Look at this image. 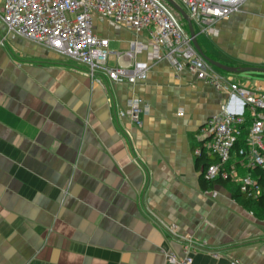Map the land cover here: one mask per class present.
Wrapping results in <instances>:
<instances>
[{"label":"crops","instance_id":"crops-1","mask_svg":"<svg viewBox=\"0 0 264 264\" xmlns=\"http://www.w3.org/2000/svg\"><path fill=\"white\" fill-rule=\"evenodd\" d=\"M193 25L213 60L264 69V0H245L214 34ZM94 29L109 39L110 67L129 63L115 53L149 39L98 17ZM149 64L135 84L91 76L81 62L14 38L0 18V264H170L166 253L184 255L188 238L193 264H264V219L229 186L204 190L196 154L207 123L225 109L238 114L242 100L167 59ZM213 68L264 92L262 71ZM134 98L142 127L119 116Z\"/></svg>","mask_w":264,"mask_h":264},{"label":"built area","instance_id":"built-area-1","mask_svg":"<svg viewBox=\"0 0 264 264\" xmlns=\"http://www.w3.org/2000/svg\"><path fill=\"white\" fill-rule=\"evenodd\" d=\"M175 1L188 12L193 24L214 34V25L240 11L245 0ZM95 17L108 20L116 28L137 33L147 31L148 43L133 42L130 51L115 53L119 61L127 59L129 63L110 67L108 61L113 54L109 50V39L95 32ZM179 17L165 0H0V18L14 38L81 62L91 76L104 73L114 83L135 84L146 79L149 61L167 59L177 72L189 71L198 80L240 98L244 105L241 112L236 114L225 109L220 118L207 123V140L196 154L216 158L205 170L207 180H228L236 183L241 192L258 197L261 188L257 179L249 173L240 174L239 168L247 171L259 168L264 172V92L254 91L217 73L198 53L188 27L183 26ZM148 48H152L148 60L138 61L137 55ZM141 102L139 98L130 100L125 109H120L119 116L142 127ZM244 107L251 110L250 125H247ZM213 196H217V192H213ZM177 229L176 224L170 227L171 232ZM187 241L184 255L166 253L168 263L193 264V242L190 238Z\"/></svg>","mask_w":264,"mask_h":264},{"label":"trees","instance_id":"trees-1","mask_svg":"<svg viewBox=\"0 0 264 264\" xmlns=\"http://www.w3.org/2000/svg\"><path fill=\"white\" fill-rule=\"evenodd\" d=\"M215 161V157L209 156L205 153L199 156V163L205 165L204 170ZM247 173L254 176L258 181L259 187L261 188V193L258 197H255L253 194L241 192L239 186L232 185L228 180H207L205 178V173L201 175L200 181L203 189L206 191L214 188L216 185L229 186L233 191V196L244 208L251 211L257 218L264 219V172L259 168H255L248 170Z\"/></svg>","mask_w":264,"mask_h":264},{"label":"water","instance_id":"water-1","mask_svg":"<svg viewBox=\"0 0 264 264\" xmlns=\"http://www.w3.org/2000/svg\"><path fill=\"white\" fill-rule=\"evenodd\" d=\"M165 1H167L187 22L188 29H189L194 47L196 48L198 53L202 56V58L204 60H206L209 64H211L212 66H214L217 69H219L223 72H226V73H238V72L251 71V70L264 72V69H259V68H236V67L227 66V65L220 63L216 60H213L212 58L207 56L203 52V50L201 49V47L198 43V40H197L198 34L196 33V31L194 29L193 22L189 16L188 12L175 0H165Z\"/></svg>","mask_w":264,"mask_h":264},{"label":"rangeland","instance_id":"rangeland-1","mask_svg":"<svg viewBox=\"0 0 264 264\" xmlns=\"http://www.w3.org/2000/svg\"><path fill=\"white\" fill-rule=\"evenodd\" d=\"M179 19H180L181 23L183 24V26L188 27L187 22L184 20V18L181 15H180Z\"/></svg>","mask_w":264,"mask_h":264}]
</instances>
